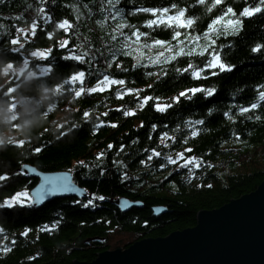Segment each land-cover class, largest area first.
<instances>
[{"label": "trees", "instance_id": "16d2710c", "mask_svg": "<svg viewBox=\"0 0 264 264\" xmlns=\"http://www.w3.org/2000/svg\"><path fill=\"white\" fill-rule=\"evenodd\" d=\"M212 3L120 0L113 8L107 0L0 2V176L6 177L0 180V204L20 191L29 194L34 187L37 180L19 171L23 165L43 173L69 172L72 181L87 193L83 199L56 198L40 206L30 201L0 207V264L90 262L98 253L113 248L108 242L116 234L129 237L131 241L120 247L126 248L137 240L193 227L197 212L219 208L255 190L264 180V101L250 112H240L257 103L259 92L264 90V11L247 17L240 13L264 5L260 0H222L216 7H211ZM173 4L186 10L184 19H193L192 27L148 28L147 21L155 17L137 11L169 8L172 15L176 12ZM41 7L44 13H39ZM228 8L235 16L225 15ZM117 9L121 16L112 19ZM221 16L224 20L216 26L217 34L211 36L215 43L211 44L204 34ZM237 17L242 25L233 34L227 21ZM65 20L72 25L67 32L57 27ZM33 22L37 25L35 35L30 31ZM119 23L135 25L147 33L141 43L162 40L178 50V40H182L185 51L193 47L196 52L207 50L204 55H180L170 63L152 64L148 57L165 50L143 48L140 51L144 58L138 65L136 51L124 54L130 49L123 46L124 36L114 31ZM132 31L123 29L127 36ZM177 31L181 36L174 40ZM113 35L116 40L111 38ZM188 35L200 36L201 40L194 45L186 39ZM17 38L19 44L13 45L11 41ZM64 40L68 45L62 48L60 42ZM257 46L260 50L254 52ZM137 48L131 45V49ZM48 49L52 51L47 58L31 56L32 52ZM84 53L83 63L65 59ZM213 54H219L221 62L232 70L207 68ZM25 61L26 67L20 73H2L8 64L18 67ZM189 64L203 69L202 78L194 79L191 70L177 71ZM79 72L85 73L83 84L64 83ZM104 75L126 83L112 85L104 92L74 96L72 89L95 87ZM10 88L15 91L8 93ZM192 88L215 91L212 96L189 93L191 99L173 101L180 92ZM125 89L142 91L139 97L129 94L117 99V91ZM145 96L160 99L140 108ZM13 103L14 110L10 107ZM156 103L172 106L159 112ZM117 109L134 110L135 115L125 116ZM85 112L89 113L87 118ZM201 120L203 124L192 123ZM193 129L198 131L195 137ZM165 133L173 139L162 143ZM17 141H24L23 146H17ZM37 148L41 151L36 152ZM186 148L191 152H185ZM152 150L161 155L148 161ZM181 152L185 158L202 161L201 166L168 164L166 157L175 159ZM101 153L103 156L97 159ZM117 199L140 207L122 211L115 204ZM155 207L165 212L154 215ZM44 228L52 230L42 231ZM26 230L28 234L22 235ZM96 238L97 242L91 241Z\"/></svg>", "mask_w": 264, "mask_h": 264}, {"label": "water", "instance_id": "95a60500", "mask_svg": "<svg viewBox=\"0 0 264 264\" xmlns=\"http://www.w3.org/2000/svg\"><path fill=\"white\" fill-rule=\"evenodd\" d=\"M19 171L34 178L38 173L41 178L29 192L32 205L56 198L87 197L69 172L43 173L29 165L21 166ZM38 193L43 199H38ZM115 204L122 211L140 207L125 199H117ZM159 208L152 209L154 215L161 214L157 213ZM72 264H264V180L255 190L219 208L197 212L193 227L137 240L126 248L102 251L90 262Z\"/></svg>", "mask_w": 264, "mask_h": 264}, {"label": "snow or ice", "instance_id": "6c2138e0", "mask_svg": "<svg viewBox=\"0 0 264 264\" xmlns=\"http://www.w3.org/2000/svg\"><path fill=\"white\" fill-rule=\"evenodd\" d=\"M0 2H2V0H0ZM45 2V0H41V3L43 4ZM108 4L111 5L113 8L116 7L117 4L120 3V0H107ZM199 4H205L206 0H198ZM222 3V0H213V3L211 5V7H216V5H219ZM260 4L264 5V0H260ZM173 9H176L175 14L169 15L170 9L169 8H162V9H152V8H141V9H137V11L139 12H145V13H150L153 17H155V19H151L149 21H147L146 26L148 28H153L155 27H160V26H166V27H175V28H190L192 27V25L194 24V20L191 18H187L184 19L185 17V9H177V6L175 4L172 5ZM209 10H211V8H209ZM39 13H44L45 9L43 7H41L39 10ZM261 11H264V8L260 7V6H256V7H252L251 9L249 8H245L241 13L240 16L242 17H247V16H251L254 15L255 13H259ZM232 14L233 16H235V13L233 12L232 8H228L227 12L225 13V15L227 14ZM118 16H121V11L119 9H117L116 14L114 16H112V19H116ZM107 19V18H106ZM224 20V16L218 17L217 19L213 20L212 23L208 26V31L204 34V39L205 40H211V36L214 34H217V25H219L221 23V21ZM242 25V21L240 20L239 17H237L236 19H230L227 21V26H231L232 27V33L235 34V32H237L239 30V28ZM36 23L33 22L32 26H31V34L35 35V30H36ZM57 27L59 29H63L65 32H67L69 29L72 28V25L67 21H63L61 23H59L57 25ZM124 28H131L133 29V31L131 32L130 36L124 35L123 33V29ZM18 32L23 33L24 29H17ZM115 32H119L120 35L124 36V39L126 41V43L123 45L125 48L130 49V51L125 52V55H131L132 51H136L138 53V55L135 57V59L137 60V64L140 65L141 61L143 60L144 56H143V52L140 51V49L143 48H147V49H152V48H163L165 51L164 52H159L155 57H148V60L150 63L152 64H166V63H170L172 60H175L177 58V56L180 55H188L191 56L193 54H198V55H204V52L207 50V48H203L201 51L196 52L195 48H189L187 51H185L184 49V41L182 40H178V38L181 36V33L179 31L174 33L173 39L174 40H178V44L180 45L178 50H174L173 46L171 45L170 42H166V41H162V40H154L151 44L149 43H141V38L142 37H146L148 34L144 33V32H140L138 28H136L135 25H128L125 23H119L116 26V29H114ZM133 37L135 39H133ZM49 38H52V34H49ZM113 40L117 39L116 35H113L111 37ZM186 39L188 40L189 43L192 44H198L199 41L201 40L200 36H186ZM11 43L13 45H17L19 44V39H13L11 41ZM215 41L211 40V44H214ZM132 44H136L138 45L137 49H131V45ZM211 44L208 45V47H211ZM68 45V41L64 40L60 42V47L64 48ZM20 47L22 48L23 45L21 44ZM261 46H257L256 48L253 49L254 52L259 51ZM17 49H14V51ZM51 49H48L46 51H40V52H32L31 55L34 57H40V58H47L48 54L51 52ZM165 52L170 53V55H165ZM174 53V54H171ZM87 53H84L83 55H71L70 57H65V59H73V60H77L80 62H84V56H86ZM25 64H27V61H25ZM111 66V64H109V67ZM118 67L120 65H117ZM147 66V65H144ZM207 68H219L220 71H231V67L224 64L223 62H221L220 56L219 54H213L212 55V59L208 62V64L206 65ZM13 65L12 64H8L6 69H12ZM189 70L192 71V75L194 79H200L201 77V73L203 71V69L197 70L193 67V65L189 64V66L185 69H177V71H181V72H188ZM7 73V71H6ZM166 75V73H164ZM213 75H216L217 73L213 72ZM149 75H153V73H149ZM84 76L85 73L84 72H79L74 74L73 76H71L69 78V80L65 81V84L68 85H74L77 82H79L80 84H83L84 82ZM125 81L124 80H116V79H112L110 78L108 75H104L103 79L99 80L96 84L95 87L92 88H87L85 89L84 87H80L78 89H72V91L74 92V96L76 98L81 97L84 94H91V93H95V92H104L106 90H108L112 85H120L123 86L125 85ZM264 87V86H262ZM62 86L58 87L56 89L57 92H59L61 90ZM12 91H15V89H8V93H11ZM142 90H134V89H125L124 91H117L116 93V98L117 99H123V97L125 95H129V94H133L136 95L137 97H139V92ZM215 89H204V88H192V89H188L185 91H182L179 93V95L177 97L173 98V101L178 103L181 97H185L187 99H191V96L189 95V93H191L192 95H195L198 92H203L206 96H212L214 94ZM160 98L158 97H152V96H145L140 100L139 103V107L143 108L145 105H147L149 103V101H159ZM259 101H264V90L259 92V97H258V101L257 103H253L250 107H244L240 109L241 114L250 112L256 108H258L260 106ZM172 106L171 103L168 104H160V103H156L155 107L156 110L159 112H164L167 110V108H170ZM11 109L14 110L16 108V104L13 103L10 105ZM117 111H123V114L125 116H132L135 115V111L134 110H122V109H117ZM103 115H107V113H104ZM225 115H228V113H225ZM85 118H87L89 116L88 112L84 113ZM17 117H14V120H16ZM229 119H231V116H229ZM256 119H260V117H256ZM194 124H203L204 122L201 121H195L192 122ZM101 125H98L97 127H99ZM112 127H116L115 124L111 125ZM15 127V125H14ZM60 127H63V125H61ZM64 133H61V135H63ZM196 135H198V131L193 129L192 131V136L195 137ZM167 139H173L172 137H168V134L165 133L162 137H161V142L163 143L165 140ZM239 139V138H237ZM11 142V141H10ZM3 143V142H0ZM17 146H23L24 141H17ZM186 143V141H185ZM165 146L167 147V144H165ZM109 147L111 148L112 146L109 145ZM36 152L41 151V149L37 148L35 149ZM185 152H191L190 148H186ZM161 155L160 152H157L155 150H152L151 155L148 156V161H151L153 159V157H159ZM101 156H103V153L100 154V156L97 157V159H99ZM168 164H179L180 167L183 168H187L189 165H192L193 167H200L202 164V161L198 160L196 157H188L185 158V155L183 152L181 153H177L176 154V158L173 159L172 156H168L166 157ZM180 161H183V163H179ZM142 163H145L144 161H142ZM161 167H164V165H161ZM191 171V169H189ZM6 179L5 176H0V180H4ZM67 178L65 177V180ZM209 187H211V185H209ZM28 193L23 192V193H17L16 196L12 197L9 200H6L3 204H0V207H12L14 203H21V197H27ZM38 199H43V196H41L39 193L37 194ZM98 199H103V197H98ZM89 204H91V200L89 201ZM85 207L88 206V204L84 205ZM52 229L49 228H44L42 229V231H51ZM0 231H3L2 229H0ZM28 234V230H26L22 235H27ZM11 249H4V251H10Z\"/></svg>", "mask_w": 264, "mask_h": 264}, {"label": "rangeland", "instance_id": "374dc122", "mask_svg": "<svg viewBox=\"0 0 264 264\" xmlns=\"http://www.w3.org/2000/svg\"><path fill=\"white\" fill-rule=\"evenodd\" d=\"M24 32H25V30H24ZM6 67L3 69L2 73L5 74V75L6 74L12 75L14 73H16V74L20 73L23 69H25L26 64H25V62H22L18 67H13L12 69H6ZM6 71H7V73H6ZM42 72H43V70H42ZM23 192H25V191H20L18 193H23ZM26 193H28V192H26ZM16 194L13 195V197L16 196ZM77 199H81V198H77ZM30 201H31V199H30V196L28 194L27 197H21V203L20 204H22L23 202H28L29 203ZM125 241H131L126 234H120V235L116 234V235H114L113 239L108 242L109 245H112L110 247H113V248H111L109 250H113L115 248H120L121 245H123ZM117 242H121V243L117 245ZM115 245H117L118 247L115 246Z\"/></svg>", "mask_w": 264, "mask_h": 264}, {"label": "bare ground", "instance_id": "6f19581e", "mask_svg": "<svg viewBox=\"0 0 264 264\" xmlns=\"http://www.w3.org/2000/svg\"><path fill=\"white\" fill-rule=\"evenodd\" d=\"M66 178H67V177H66ZM35 179L37 180L36 183H35V185H36V184L38 183V181L41 179V178L38 177V173H37V176L35 177ZM43 179H44V178H43ZM64 179H65V178H64ZM67 180L69 181V179H66V181H67ZM68 181H67V183H69ZM35 185H34V186H35ZM30 198H31V202H32V197L30 196ZM33 205H34V204H33ZM163 211H164L163 208H159V211H157V213H161V214H162Z\"/></svg>", "mask_w": 264, "mask_h": 264}]
</instances>
